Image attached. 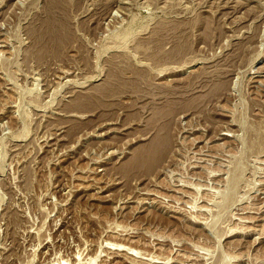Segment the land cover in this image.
I'll list each match as a JSON object with an SVG mask.
<instances>
[{"label":"rangeland","instance_id":"obj_1","mask_svg":"<svg viewBox=\"0 0 264 264\" xmlns=\"http://www.w3.org/2000/svg\"><path fill=\"white\" fill-rule=\"evenodd\" d=\"M51 1L0 0V264H264V0Z\"/></svg>","mask_w":264,"mask_h":264},{"label":"bare ground","instance_id":"obj_2","mask_svg":"<svg viewBox=\"0 0 264 264\" xmlns=\"http://www.w3.org/2000/svg\"><path fill=\"white\" fill-rule=\"evenodd\" d=\"M59 1H57L58 3ZM59 4V3H58ZM61 4V3H60ZM56 0H52L48 6L47 9V13L49 15V19L52 20L51 23L46 27V29L43 31L42 33V37L43 36H47L50 38H54L56 39V41L58 40L57 37L59 38V40L65 39L66 35L65 33H67L66 31L62 30V27L60 24L57 23V21L60 19L58 14H56ZM59 7V6H58ZM63 7V6H62ZM64 9V8H63ZM119 11V10H118ZM121 11V10H120ZM52 45V44H51ZM141 155V154H140ZM138 158L140 159V157L138 156ZM137 158L136 161H138L139 159ZM160 158V157H159Z\"/></svg>","mask_w":264,"mask_h":264}]
</instances>
